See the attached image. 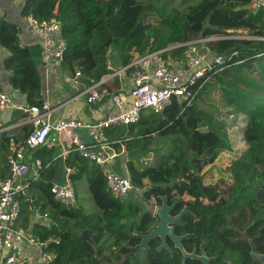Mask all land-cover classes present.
Returning a JSON list of instances; mask_svg holds the SVG:
<instances>
[{"label":"trees","instance_id":"1","mask_svg":"<svg viewBox=\"0 0 264 264\" xmlns=\"http://www.w3.org/2000/svg\"><path fill=\"white\" fill-rule=\"evenodd\" d=\"M187 1L181 0L182 3ZM251 2L202 0L187 11L172 8L166 14L161 7L142 0H25L22 15L23 18L32 15L41 22L61 21L67 42L62 66L73 77L78 74L87 76L89 85L100 82L108 74L110 49L116 51L115 61L125 67L135 56L159 51L175 43H186L199 36L209 38L232 30L249 31L247 38L212 43L210 48L215 54L229 55L236 51L244 62L227 61L233 66L207 82L191 107L182 112L183 105L175 98L162 115L144 113L140 123L130 127L131 135L138 130L142 136L155 132L181 139L180 145L163 155L158 164L145 173L131 170L130 176L134 187L139 190H144L145 179L149 181L151 189L145 194L147 206L156 205L159 195L171 197L178 190L181 194H194L198 176H202L211 183H222L224 195L230 194L236 206L246 205L241 209L264 211V88L249 77L255 70L253 61L264 57V41L260 40L264 38V11H251L247 6ZM21 31L20 25L8 21L0 12V55L4 78L8 86L26 97L28 107L42 106L41 46L23 44ZM178 53L181 55L183 50ZM205 92L219 93L216 100L223 108L220 113L231 118L230 127L243 132L244 148L233 146L225 122L213 125L215 115L197 107L198 101L206 102ZM211 106L215 107L214 104ZM202 128H207L208 132H200ZM122 130L109 129L105 134L112 139L122 138L118 135ZM149 139L145 137L141 142L137 141V147L148 151L144 146ZM10 140L6 134L1 137L4 158L8 156ZM205 152L208 155L201 159ZM34 156L46 163L57 155L54 150H40ZM58 163L33 186L40 193L31 191V201H22L20 216L27 226L33 207L41 206L43 212L51 213L56 225L51 229L37 225L33 234L41 241L49 237L59 239V244H51L45 249L56 255L54 264H65L70 249V264H96L93 254L97 248L101 255L105 249L125 243L133 230H147L155 224L151 213L141 220L127 223L138 215L140 206L132 202L125 204L124 199L116 198L107 188L104 171L77 155L65 160L66 167L74 171L71 175L74 184L87 178L89 191L100 213L86 215L82 208L74 205L75 201L66 206L56 201L50 193V186L55 180ZM182 175L190 183L183 189L176 185ZM85 230L89 231L91 242L80 240Z\"/></svg>","mask_w":264,"mask_h":264},{"label":"built area","instance_id":"2","mask_svg":"<svg viewBox=\"0 0 264 264\" xmlns=\"http://www.w3.org/2000/svg\"><path fill=\"white\" fill-rule=\"evenodd\" d=\"M247 6L253 12L264 11V0H252ZM24 24L31 37L40 41L46 72L60 68L67 53V42L63 36L61 21L52 19L41 22L30 15L24 17ZM243 38L247 37H199L186 43H175L159 51L135 56L129 65L120 68L112 65L109 56L108 74L100 82L90 84L84 92L88 104L99 106L109 101L115 108L114 112L96 121L69 118L54 120L53 109L49 103L24 109L18 107L2 89L1 83L5 72L0 55V113L21 109L31 127L23 142H10L7 163L9 176L0 184V264H29L28 259L22 254L25 241L39 248L44 264H54L56 255L45 249L51 244H59V239L49 237L46 241H41L18 224L22 201H31V188L42 180L58 161H65L70 156L77 155L91 165L99 167L106 175L108 190L118 199H125L130 192L135 191L131 176L120 175L110 170L114 160L125 151V147L131 141L130 137L126 135L112 139L105 132L109 129H128L137 125L144 113L162 115L175 98L183 105L184 112L192 106L207 82L233 66L227 64V61L236 59V64L244 62L236 51L229 55L215 54L210 48L212 43L218 40ZM260 40L264 41V38ZM179 50H183L181 55L178 53ZM124 75L127 76V85L123 90L106 89L108 81ZM204 77L205 79L198 85ZM78 80L74 78L73 82L77 83ZM83 128L88 130L91 144H87L79 136L78 130ZM5 131L0 130V134ZM55 146L62 148L61 153L55 158L46 163L36 158L32 165L30 164V155L40 150H52ZM151 154L153 157L154 154ZM142 161L144 168L140 171L145 173L151 167L150 159L143 158ZM73 172L67 167L65 181L59 183L54 180L50 186V193L54 199L65 206L77 199V191L71 178ZM140 191L143 192L142 189ZM151 208V213L156 218L159 207L156 204ZM32 211L35 216L48 221L49 229L56 225L51 213L43 212L41 206L33 207Z\"/></svg>","mask_w":264,"mask_h":264},{"label":"flooded vegetation","instance_id":"3","mask_svg":"<svg viewBox=\"0 0 264 264\" xmlns=\"http://www.w3.org/2000/svg\"><path fill=\"white\" fill-rule=\"evenodd\" d=\"M187 184L189 180L183 175L176 181L181 189ZM149 189L138 197L143 206ZM159 196H168L169 205L175 198L186 202L177 203L170 213L176 220L168 230L135 250L143 243L141 236L157 228L158 214L156 218L152 215L155 224L149 229L133 230L125 243L113 245L101 255L97 248L93 254L96 264H264V211L241 209L245 204L236 206L230 194H223L222 183H211L204 177L200 181L198 177L194 194L178 190L171 197ZM156 203L162 206L160 200ZM153 206H147V211L139 212L131 222L151 213Z\"/></svg>","mask_w":264,"mask_h":264},{"label":"crops","instance_id":"4","mask_svg":"<svg viewBox=\"0 0 264 264\" xmlns=\"http://www.w3.org/2000/svg\"><path fill=\"white\" fill-rule=\"evenodd\" d=\"M24 1L25 0H2L0 3L1 5L0 12L8 19V21L20 25L22 27L20 38L23 44L31 47H37V46L40 47V41L33 39L29 31L25 27L24 18L22 15V9H23L22 5ZM232 31L233 32L240 31L243 33H247L246 36H250L249 31L246 30H232ZM120 66H121L120 62L117 60L115 62V68H120ZM39 72L42 81L41 99L43 100V103L51 104L53 109L52 116L54 120L59 118H69V119H77L81 121H96L101 119L104 115L115 111V108L109 103V101H106L99 106H93L87 103L84 95L86 88L89 86L87 82L88 81L87 76L78 74L79 76H81L80 79L78 75L76 77H73L71 75V72L68 69H66L64 66H61L55 71L47 73L43 65L42 56L40 59ZM74 78L79 79L77 83L73 82ZM5 79L6 78H3L1 84L3 85V87L5 86L6 91L11 97V99L14 100L16 105L21 109L27 108L28 102L26 100V97L20 94L18 91L14 90L11 86H8L7 80ZM4 80L6 81L5 83H3ZM126 85H127V76L124 75L121 78H116L114 80L108 81L106 83V89L110 91L111 90L121 91L123 90L124 87H126ZM21 109L0 113V130L3 129L6 130L5 132H1L0 134V145H1V137L5 134L11 137L10 141H13L15 143H20L23 142V140L27 137V135L31 131V127L26 119V114ZM129 130L130 128L123 129L124 132L123 136L130 134ZM129 137L131 141L125 147V151L123 152V154L118 156L114 160L113 164L110 166V170L124 176H128V175L130 176L131 170L137 172L140 171V169L142 168L136 166L135 160L131 158V154L129 153L132 143H135V146L137 147L138 144L136 145V142L137 141L141 142L143 140V138H141L142 135H139L138 130H135L134 135L130 134ZM145 142L146 143L144 147H148L149 143L147 144V141ZM52 150H54L56 155H59L62 151V148L60 146H55ZM117 150L121 151L120 148H117ZM137 151L141 152L142 147L139 148L137 147ZM4 154L5 151L0 148V184L4 181V179H6L9 176L8 165H7L8 156L4 158ZM137 155H139V153L136 154V156ZM139 157L142 156L140 155ZM35 159L36 158L33 154L29 156V161L31 165ZM119 170H122L123 174H121ZM56 173H57V169H56ZM31 191L35 193H40V190L36 186L33 190H30V192ZM135 193L137 196V193L141 194L142 191L136 189ZM18 225L24 228L28 233H33L37 225H41L47 228L49 226L48 221H44L42 218L35 216L33 211L31 214V220L27 224V226H24L26 224L23 218L22 220L19 219ZM33 247L34 246H31L27 241H25L24 245L22 246V254L28 259L29 264H35L33 262L38 260V257L36 258V256H33V253H37L35 250L32 249ZM39 254H40L39 257L41 258L40 251Z\"/></svg>","mask_w":264,"mask_h":264},{"label":"rangeland","instance_id":"5","mask_svg":"<svg viewBox=\"0 0 264 264\" xmlns=\"http://www.w3.org/2000/svg\"><path fill=\"white\" fill-rule=\"evenodd\" d=\"M147 3H153L157 5L158 7L162 8V11L166 14L170 13L172 8L178 9L182 12L187 11L190 6H195L199 4L202 0H188L187 3H182L181 0H142ZM183 2L185 0H182ZM247 33H243L240 31H229L228 34H225L223 36L225 37H248L246 36ZM223 36H217V37H223ZM202 37V36H199ZM115 53L116 51L114 49H110L109 56L112 61V65L115 66ZM117 55V54H116ZM112 56V57H111ZM253 64L255 66V70L249 74V77H252V79L255 80L256 83L262 85V88H264V57H262L259 60L253 61ZM219 96L218 92H205L204 98L206 102H202L201 100L197 102V107L201 110L207 111L210 113V115H215L213 125L216 126L217 123H222L225 122L226 125V130L229 133V136H231V141L234 144V147H245V143L243 141V132H241L238 128H232L230 127L231 124V118L224 117L220 112L223 111V108L220 106L219 102L216 100V98ZM261 96V95H260ZM260 99V98H258ZM215 105V107H212L211 105ZM219 113V114H218ZM150 115V113H148ZM159 117V116H157ZM158 122L159 120L156 119ZM219 127V126H218ZM124 132L123 130L118 133V135L123 136ZM150 139L148 140V151H137V147L135 146V143H132L131 149H130V154L131 158L135 160L136 166L139 168H144V164L142 161V158L144 159H150V166H154L155 164H158L161 161V158L165 154H169L172 152L175 147L180 145V140H176L177 137L174 135H162L160 133H153L150 134ZM136 156V154H138ZM151 153L154 154L153 157H151ZM142 157H139V156ZM121 174H123L122 170H119ZM144 184V189L150 187V183L147 179L143 181ZM75 188L77 191V199L75 200L74 205L76 207H80L83 209L84 213L86 215H98L100 213L99 208L97 207L88 187V181L87 178L84 177L80 180H78L75 183ZM140 191V190H139ZM141 197V194L136 193L135 191H132L129 193L126 199H124V203L128 204L129 202H132L133 205L135 206H140L141 211L140 214L144 213L147 211V205L143 206L139 203V198ZM127 223H131V220H128ZM33 250H35L37 253H33V256L38 257V260H36L35 264H43L42 259L39 257V248L33 247ZM33 261V259H32Z\"/></svg>","mask_w":264,"mask_h":264},{"label":"water","instance_id":"6","mask_svg":"<svg viewBox=\"0 0 264 264\" xmlns=\"http://www.w3.org/2000/svg\"><path fill=\"white\" fill-rule=\"evenodd\" d=\"M184 68H186V67H184ZM80 78H81V76H79V79ZM3 83H5V82H3ZM2 89H3V87H2ZM4 89L6 91L5 86H4ZM199 131L202 133H206V132H208V129L202 128V129H199ZM78 133H79V136L87 144H91V137L89 135L88 130L83 128V129L78 130ZM207 155H208V153L205 152V154L201 157V159H204ZM66 174H67V167H66L65 161L60 160L59 164H58V168H57L55 181L59 182V183H63L65 181ZM198 177L201 181L202 176H198ZM158 199L161 201L162 206L157 211V214H158L157 228L155 230H153L149 235L141 236L143 243L141 245H139L135 250L141 249L151 239L156 238L159 234L168 230V226L176 220V218H171L170 213L174 210L177 203H183L184 205H186V202H183L177 198L174 199V203L172 205H169V203H168L169 197L168 196H159ZM169 230L171 231V229H169ZM80 240H82V241L88 240L90 242L92 241L88 230L84 231L83 237ZM71 256H72V249H70L68 252V255L65 259V264H70ZM263 261H264V259H263Z\"/></svg>","mask_w":264,"mask_h":264}]
</instances>
